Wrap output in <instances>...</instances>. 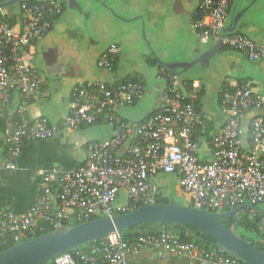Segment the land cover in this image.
<instances>
[{"label": "built area", "instance_id": "built-area-1", "mask_svg": "<svg viewBox=\"0 0 264 264\" xmlns=\"http://www.w3.org/2000/svg\"><path fill=\"white\" fill-rule=\"evenodd\" d=\"M230 4L231 0H200L192 29L202 45L219 40ZM62 10L60 0H22L16 13L20 24H12L0 0V109L6 111L8 120L7 152L1 156L0 150V172L14 171L23 147L30 142L51 140L92 124H106L110 136L86 144L81 165L40 172L38 197L26 211L0 208V247L33 239L46 228L111 218L155 204L152 179L161 174L178 177L191 207L216 214L232 210L262 214L264 228V94L250 82L224 86L219 103L224 124L210 133L206 132L208 118L197 107L199 92L163 70L155 77L161 85L157 107L135 126L125 124L118 111L144 98L146 86L140 80L77 83L71 90L68 113L59 124L27 118L28 105L40 97L47 82L20 51L47 31ZM222 46L249 62L264 60V45L245 35L226 33ZM120 52L117 44H111L97 68L111 73ZM146 250L166 262L185 258L188 264H246L165 233L127 241L120 231L107 234L88 251L75 248L52 260L53 264H75L76 258L82 264H132Z\"/></svg>", "mask_w": 264, "mask_h": 264}, {"label": "crops", "instance_id": "crops-1", "mask_svg": "<svg viewBox=\"0 0 264 264\" xmlns=\"http://www.w3.org/2000/svg\"><path fill=\"white\" fill-rule=\"evenodd\" d=\"M111 1L114 3V6L109 10L108 2ZM237 1L238 0H231L225 29L230 28L228 33L242 34L249 37L255 43L264 45V35L262 37L263 39L256 41L249 34L250 32H255L257 30L255 26H249L247 31L240 29L244 24L245 17L244 12L239 5L237 4L235 7ZM257 2L258 0L254 1V3ZM199 3L200 0H107V7H104L121 23L139 21L140 26L141 23H143L146 29L148 28L150 30L152 33V40L160 46V50H162L164 54L161 57L158 55V51L151 52L148 56L144 57L145 61L148 58L157 59L169 67L174 68L176 71L180 70L182 72L187 64L204 56V54L209 52L216 44V42H211L208 45H202L192 29L193 16L199 8ZM65 8V4H63L62 13L52 23L51 27L41 34L31 45L20 51V55L25 61L38 72L40 71L39 73L41 77L47 82L46 89L41 93L40 97L28 105L26 116L31 122H37L44 119L50 124L60 123L68 113L71 90L74 85L86 80L97 79L93 70L87 68L86 71L85 68H81L80 66H76V73H66L65 68L67 65L58 58L59 55L56 52V48L50 42L49 37L52 35V32H55L57 28H62L59 20L67 13ZM83 9L85 14H82L77 8L70 4V12L68 13L72 17L75 14L77 19L85 21L86 25L88 24L87 26H89L90 23L97 26L99 23L100 11L96 9V7L93 8L89 5L87 8L83 7ZM5 13H7L9 17L14 18L15 22L20 24V20L16 14L17 8H15V6L7 7ZM116 15L121 17V19ZM41 39L46 41L40 44L39 42ZM111 44H117L120 47L121 52L116 60L115 69H113L111 73L106 72L105 74H107L108 77L104 80H126V78L137 76L146 86V93L142 100L131 107H124L118 111L119 118L125 124L135 126L146 119L157 107L160 99L159 91L161 87L159 83L155 82L158 70L154 67L155 77L153 78V81L148 79L147 75L136 72L128 73L123 76L119 75L117 73L118 65L123 58V48L120 45V41L110 43L98 54L94 52L92 54V60L97 63L101 54ZM201 46L208 47L201 48ZM225 51L228 52L230 61L235 66L236 70H242L243 64L240 57L245 60L246 58L239 52L233 50ZM255 64L259 65L258 67H261L264 70V60L256 62ZM53 66H55V68L51 69ZM148 66L152 67L149 64ZM189 68H187V70ZM84 70L86 77L82 78ZM242 72L244 73L243 77L238 79L233 78L232 81H227L225 85H235L238 80H245L246 82H250L256 91L264 94V92H261L260 90L264 85L259 84L250 73L246 74L244 71ZM62 74L67 76V78L60 84L57 82V79ZM178 77L180 78V75H178ZM50 78H52L53 82ZM181 81L186 83L189 82L195 90L203 93V96L200 99L201 111L209 121V126L206 132L210 133L222 126L225 118L220 113L219 108L218 113L213 111L207 113L203 109L202 99L207 93L204 83L199 81ZM143 102H145V104ZM138 106L140 107L138 110L133 109ZM109 136V126L106 124H99L96 126L84 127L83 129L75 131L62 132L51 140L30 142L26 144L18 157L16 169L14 171L0 172V208L15 213L26 211L38 197L39 186L41 184V181L39 180L40 172L54 168L67 170L81 165L86 156V144L107 140ZM157 176L152 179V186L155 193L158 190L155 186V179H157ZM175 179L178 184V177L176 175ZM159 182L161 183L160 189L164 190L168 183L163 178H160ZM132 264H188V262L185 258H178L171 262H166L155 258L151 252L146 250L134 258Z\"/></svg>", "mask_w": 264, "mask_h": 264}, {"label": "rangeland", "instance_id": "rangeland-1", "mask_svg": "<svg viewBox=\"0 0 264 264\" xmlns=\"http://www.w3.org/2000/svg\"><path fill=\"white\" fill-rule=\"evenodd\" d=\"M61 1L65 4L67 13L59 20L62 28H57L49 38L50 42L56 48V52L59 55L58 58L67 65L65 68L66 73H76V66H80L81 68H85L86 71L87 68L93 70L97 79H106L108 77L105 74L106 72L97 68L96 62L92 60V54L94 52L98 54L110 43L120 41V45L123 48V58L119 62L117 73L121 76L132 72L141 73L147 75L148 79L153 81L155 69L154 67L148 66L144 57L154 51H158V55L162 57L164 52L152 40V33L148 28L146 29L143 23H141V26L139 21L121 23L113 17L112 13L106 10L107 0H75L85 8L89 5L93 8L96 7L100 11L98 25L94 26V24L90 23L87 26L88 24L86 25L85 21L77 19L75 14L72 17L68 13L70 12L69 0ZM108 3V9L111 10L114 3L112 1ZM237 4L244 12L245 17L244 24L240 29L247 31L249 26H255L257 30L249 34L256 41L263 39L264 0H258L257 3H254V0H238L235 7ZM119 18L121 19V17ZM44 41L46 40L41 39L39 43L42 44ZM207 47L201 46V48ZM240 59L242 60L243 69L236 70L230 61L228 52L221 51L213 57L193 64L187 71L180 75L181 80L204 83L207 90L206 95L202 99L205 112L210 113L213 111L218 113V94L220 89L227 81H232L233 78L238 79L243 77L244 73L242 71L246 74L250 73L259 84L264 85V70L258 67L259 65L251 63L242 57ZM85 70L82 78L86 77ZM66 78L67 76L62 74L57 79V82L61 84ZM50 80L52 81V78ZM260 90L264 92V86ZM143 103L145 104V102ZM139 108L138 106L133 109L138 110ZM158 178H163L168 183L164 190L160 189L161 183ZM155 184L158 188L156 194L164 196L169 204L190 206V200L187 194L176 183L175 175L161 174L155 179Z\"/></svg>", "mask_w": 264, "mask_h": 264}, {"label": "water", "instance_id": "water-1", "mask_svg": "<svg viewBox=\"0 0 264 264\" xmlns=\"http://www.w3.org/2000/svg\"><path fill=\"white\" fill-rule=\"evenodd\" d=\"M19 1L21 0H12L2 5V7L16 4ZM69 2L72 6L77 8L79 12L85 14L81 4L75 0H69ZM229 31L230 28L224 29L215 46L209 52L205 53L204 56L187 64L182 72H177L174 68L169 67L165 63L159 60L157 61L163 68H166L177 76L181 75L193 64L218 54L223 47L222 38ZM54 68L55 66L51 69ZM235 213L236 210L217 214L209 213L197 210L191 206L169 203H155L140 206L132 211L117 214L111 218H96L77 224L69 229H61L54 234L37 236L14 245L0 253V264H43L64 252L101 239L113 231H122L130 227L149 223L163 225L171 224L195 228L211 237L216 247L221 251L241 259L246 264H264V254L261 251L226 228L219 221V218H228Z\"/></svg>", "mask_w": 264, "mask_h": 264}, {"label": "trees", "instance_id": "trees-1", "mask_svg": "<svg viewBox=\"0 0 264 264\" xmlns=\"http://www.w3.org/2000/svg\"><path fill=\"white\" fill-rule=\"evenodd\" d=\"M12 0H1V4L4 5ZM30 3L35 2H42L45 0H24ZM61 1V0H60ZM22 2L19 1L16 4L4 6L3 10L5 12L7 7L15 6L17 8L19 4ZM62 3V1H61ZM63 6V3H62ZM231 6V4H230ZM201 12H199L200 15ZM6 15L9 17V15L6 13ZM59 17V16H58ZM11 18V17H10ZM194 18V17H193ZM201 17H198L197 20H199ZM15 21L14 18H11L10 22L13 24ZM222 50H231L225 46L222 47ZM117 60V59H116ZM147 64H149L152 67H155L158 71L163 70L167 73L174 74L167 70L166 68H163L159 65L157 59H147ZM116 61L114 62L113 69H115ZM180 71V70H177ZM181 72V71H180ZM126 80H140L141 79L137 76L126 78ZM143 82V81H142ZM246 81L245 80H238L237 85H242ZM144 83V82H143ZM190 86V83L187 82ZM225 84L222 86V88L219 91L218 94V105L220 103V100L222 98V90L224 88ZM203 96L202 92L198 93V99L196 101L198 109L201 110V98ZM16 118V117H15ZM7 116L6 111L4 109H0V150H1V156H5V153L7 152V145L5 143L4 139V133L7 128ZM59 124V123H58ZM97 124H92L89 126H82L80 129H83L84 127H91L96 126ZM99 125V124H98ZM39 180L41 181L40 177ZM40 184V183H39ZM155 203L156 204H167L169 203L167 199L162 196L161 194L155 195ZM229 212V211H228ZM263 217L262 214L258 216H252L251 214H241L239 212H236L234 215L228 217V218H219V221L229 230L237 234L239 237L245 239L249 243H251L253 246H255L259 251H261L264 254V228H261L260 225V218ZM77 224H80V222H70L65 224L61 229H69ZM61 229H54V228H46L43 232L39 233L38 236L41 235H47V234H54L58 232ZM123 238L127 241H135L139 237L143 235H160L162 233H165L168 237L177 238L181 242H194L202 244L206 249L213 250L217 254L224 255L226 257L231 258H237L233 255L227 254L223 251H221L219 248L216 247L214 240L203 233L200 230H197L192 227L188 226H176V225H163V224H142L134 227H130L127 229H124L120 231ZM102 239V238H101ZM101 239L95 240L93 242H89L85 245H82L78 247L79 249H83L84 251H88L89 248L94 245L96 242L100 241ZM17 245L15 243H9L6 246L0 247V253L6 251L7 249L11 248L12 246ZM71 251V250H69ZM43 264H53V260H50L49 262L43 263ZM75 264H82V262L79 260V258L75 259Z\"/></svg>", "mask_w": 264, "mask_h": 264}]
</instances>
